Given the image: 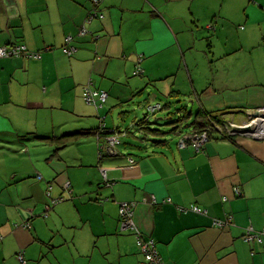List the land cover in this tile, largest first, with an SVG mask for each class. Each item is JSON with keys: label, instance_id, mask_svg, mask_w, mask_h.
Instances as JSON below:
<instances>
[{"label": "crops", "instance_id": "obj_1", "mask_svg": "<svg viewBox=\"0 0 264 264\" xmlns=\"http://www.w3.org/2000/svg\"><path fill=\"white\" fill-rule=\"evenodd\" d=\"M90 9L91 0H0V46L27 44L42 52L39 60L0 59V264H20V252L27 264L145 263L134 233L120 227L122 202L133 204L138 229L156 240L163 264H264V246L243 239L249 226L264 229V140L227 139L218 131L198 153L180 149L178 141H151L130 145L136 151L124 146L101 161L93 137L53 144L39 158L26 144L29 136L43 142L56 136L54 127L72 129L74 117L101 116V110L85 106L84 86L92 81L106 88L103 79L112 76V89L121 72L134 74L139 56L148 63L149 78L169 80L167 97L182 96L215 117L247 118L264 107V0H107L105 17L86 25L89 33L81 36ZM93 34L102 36L95 40ZM68 35L77 50L72 56L62 50ZM199 40L202 49L194 52ZM177 58L183 60L178 68ZM202 62L227 76L210 82ZM160 66H169L167 74L151 75ZM72 145L70 156L65 149ZM49 187L52 196L70 202L51 207ZM192 204L208 215L181 210ZM63 207L77 219L65 216ZM227 218L226 226L214 225Z\"/></svg>", "mask_w": 264, "mask_h": 264}, {"label": "rangeland", "instance_id": "obj_2", "mask_svg": "<svg viewBox=\"0 0 264 264\" xmlns=\"http://www.w3.org/2000/svg\"><path fill=\"white\" fill-rule=\"evenodd\" d=\"M230 43H232V42H230ZM202 44H203V41L202 40H199L197 42L195 48H194L195 51L202 49ZM180 60H181V62L183 64L182 58H177V61H176V64H175L176 68H178L179 63H181ZM142 62H143L144 65L142 64ZM142 62H141V66H142V68L145 71L142 75H135L133 73L126 74L124 72H121L120 75H122V77H123L122 80H120L118 84L114 85V87L112 89H110V87H109L111 85V81L108 80V79H113L112 76H108L109 77V78L107 77L108 79H106V78L103 79V77L97 78L96 76H94L93 78L90 77V79L91 80H94V81H99V80L103 79V81H104V83L106 85L107 90H109V91H107L108 94H109V97L107 98L106 104L104 105L105 109H103V110L101 109V112H102V115H103L102 118L105 117V123H106L107 127L110 130H117L115 127H119L117 131L123 130L124 133L127 132L126 133V136L122 138V142L125 143V145L124 144L123 145L126 146L127 148L130 145H135V146L137 145V146H139L142 143L141 141H143V143H147L148 142V140L146 139V136L147 135H148L147 137H149V138L151 137L152 139H165L167 141H170V143L175 144L176 141H178L181 138L182 135L184 136L187 133L184 132L185 134H182L181 136H179L178 133H176L174 131V127L176 126V124L177 125L178 124L179 125L181 124L179 126L180 129H181V127H183V126L187 125L188 123L192 122L194 120V117L193 116L197 112V110L199 109V106H197V103L195 104V103L189 102L188 99L185 100L184 102L183 101L182 102L180 101V102H177L175 104L174 103L175 100H178L179 98L181 99L182 96H179V97H167L166 86L169 85V80L166 77H163L162 80H157L155 78H152V79L149 78V76H148V74L146 73V70H145V69H148V63H147V61L145 62V60L142 61ZM136 64H137V61L135 62L134 70H136ZM201 65H202L201 66L202 69H206L205 70L206 71L205 72V76L208 77V79H209L210 82L213 79V75H214V79L215 80H216V78L223 77V76H227L225 72L221 71V68L220 67H214V65L212 63L210 65H211V69H212V72L213 73L211 72V70H210L209 67H208L209 70L207 72V69H208L207 68V64H204L202 62ZM231 68L234 69L235 66L232 65ZM168 69H169V66H160V68L152 69L151 70V72H152L151 75H155V77H158L159 75H166L167 72H168L167 71ZM163 70H165V71H163ZM112 73H114V74L117 75V70L115 72H111L110 71L109 72V75H111ZM153 79H155V82L153 81ZM179 82H180V80L179 81L177 80V85H182V83L181 82L179 83ZM99 84L100 83H97L96 86L98 87ZM184 85H186V84L184 83ZM133 88H135V89L133 90ZM137 88L140 89V90H137ZM110 90L112 91V93H109V92H111ZM154 90H155V92H154ZM104 91H106V89H104ZM128 91H129V93H128ZM143 91H145V92H143ZM190 91L191 90L189 89L188 92H190ZM115 92H116V94L114 96V93ZM152 92H153V95H155L156 98L155 97H152ZM130 93H131V95H130ZM117 95H119L120 98L117 97ZM155 99H157V100H155ZM159 100H162V101H159ZM84 102L81 101L82 105L84 104ZM169 102L172 104V106L170 105L169 107H166V105ZM151 103H152V105H154V104H161V106L163 107V109L161 111H158L155 115H151V117L149 116L150 118L148 119V123L144 124L145 126L144 125L141 126L142 120L144 119V116L147 114L148 106L151 105ZM85 106L88 108V110L90 109V107H92V105H88L87 103H85ZM181 106H183V107L184 106H186V107L188 106L187 110H188V112H192L191 115H193V116L190 119L187 118V119H189L188 120L189 122L187 121V119H183V120L179 121L178 123L174 124V122H172L173 119L176 120V121H178L179 119H181V117L183 115H186L185 112L178 111V109H180ZM171 107H172V109H171ZM190 107H192V108H190ZM196 108H198V109H196ZM261 108H263V107H259V108H256V109L259 110ZM256 109H254L253 111H250V113H252V114L255 115L257 113V112L255 113V110ZM168 110H170V111H168ZM258 110H256V111H258ZM171 111L173 113L171 115H168V113L171 112ZM194 111H196V112H194ZM245 111L246 110H243V112H245ZM250 113H248V114L250 115ZM65 114H67L68 116H71V113H65ZM164 114H166V115H164ZM244 117L246 118L245 115H243V116L242 115L234 116V118L231 115L222 116L221 117L222 120H218V121H215L214 122L215 125H214L213 130L215 132H218L217 131L218 125H222V123H223L224 120H225L224 121L225 124L228 123L226 121L227 120H231V118L234 119V120L235 119H239V121L241 120L239 123H242L243 120L245 119ZM158 119H160L159 122H157ZM98 120L100 121L99 123H98ZM135 120L136 121L137 120H140V129L137 128V126H136V123L137 122ZM74 121H75V126L72 129H70V124H64V125H62L60 127V129L58 127H54L53 130H55L58 134L56 132H53V133H55L56 135L62 136L66 132H73L74 131L73 129H76L79 126H80V128H85V129H90V128L91 129H95V128L99 127L100 126V123H101V120H100V118H98V115L97 114L94 115V116H92L91 118H90V116H87V117L82 118V119L77 118V117H74ZM185 121H187V123ZM146 128H151V129H154V130H157L158 129L159 131H161L162 133L164 132L165 134L164 133H163V135L162 134H160V135L158 134L159 137L161 136V138H159L154 133L148 131ZM133 129H136V130L133 131ZM190 129L191 128L188 127L186 129H184V131L187 130V132H188V130H190ZM129 131L130 132L133 131L134 134L129 133ZM45 136H52V134L45 135ZM92 137L93 136H83V137L79 138L78 141H84V140H86V138H92ZM138 137L141 138V139H139ZM93 138H95V137H93ZM142 138H145V139H142ZM135 141L138 144L137 143L136 144H133V142L135 143ZM51 142L52 141H50V140H47V141H44L43 142L39 138H33V136H29V139H26V144L31 147L32 155L34 157H36V158L43 157L46 153L48 155V154L51 153L52 150H54L55 147L51 148L52 147L51 145H53V143H51ZM123 145H120L118 148L119 149H122L124 147ZM75 146L76 145H72L71 146V149H70V147L66 148L65 149L66 154L71 156L72 153L75 151ZM132 148L133 147H129V149H131L133 151ZM71 150H73V151H71ZM85 150L86 149H84V151ZM136 150H138V149H135L134 148V151H136ZM85 153H86V151H85ZM97 156H98V159H99V153L98 152H97ZM82 172H84V171H81V172L79 171V174L81 176H84L82 174ZM53 195H54V193H53ZM47 198L49 200H51V205H52V199H55L56 197L48 194L47 195ZM63 202H65V203L66 202H70V200H69V198H67L66 201H63ZM57 205H59V204H57ZM57 205H55V206H57ZM51 207H54V206L52 205ZM63 210L65 212V216L70 217L71 220L72 219L75 220V218L77 219V217L75 216V214H74L73 211H71V212H69L67 214V212H68L67 210L68 209H66V207H63ZM45 215L47 216V213H45ZM18 254H16V258L20 262V264H22V262H21L20 257H19Z\"/></svg>", "mask_w": 264, "mask_h": 264}, {"label": "built area", "instance_id": "obj_3", "mask_svg": "<svg viewBox=\"0 0 264 264\" xmlns=\"http://www.w3.org/2000/svg\"><path fill=\"white\" fill-rule=\"evenodd\" d=\"M107 0H93V8L87 16L85 22L90 23L95 19H103L105 17L104 12L102 11V6ZM87 28L84 25L80 30V35L83 36L87 34ZM99 36H95V39H98ZM74 37L69 35L66 37V43L63 46V51L72 56L77 50L74 46H72V42ZM25 55L27 57H32L35 59H39L42 57L41 52H32L30 51L26 45L24 44H16L11 46H0V58L8 57V56H20ZM143 61V57L139 56L136 64V70L134 72L135 75H142L144 73V69L141 66V62ZM82 96L85 102L89 105L96 107L98 110L102 109L106 104L107 98L109 94L107 91L102 89H97L93 86V82L89 81L86 86H84L82 91ZM162 110V106L160 104H154L148 106L147 114L155 115L158 111ZM256 113V111H255ZM102 121L105 122V117H101ZM221 119V118H220ZM222 120V119H221ZM228 123H223L218 126L217 131L224 135H242L247 136L249 138L263 140L264 139V107L259 109L257 113L254 115L250 113L247 115V118L242 123H236L233 120H227ZM215 120H211L212 129L215 125ZM105 125H102L101 133L105 132ZM255 125V130L252 132H248L246 134H239L234 131V128H249ZM216 127V126H215ZM126 135L123 130L114 131L110 133L108 136L104 137L101 134L97 135L96 140L98 142V153L99 159H103L106 155L115 156L117 155V149L122 143L123 136ZM210 140V129L202 132H194L184 135L181 139H179L178 147L180 149L187 148L191 146L197 152H201L202 148L205 147L206 143ZM131 163L135 162V159L129 158ZM101 173L107 181V170L101 167ZM40 178V174L38 175ZM107 185H110L106 182ZM71 183L67 181L65 183V189L71 193ZM52 187L48 188V194H51ZM237 192V191H236ZM238 193V192H237ZM65 200L64 197L60 196L55 199H52V205L55 206ZM182 211H191L200 215H207V210L201 208L196 204H192L188 208H181ZM119 215L121 228L123 231H129L134 233L136 237V243L140 252L145 256L144 264H163V259L158 252L156 240L152 236H146L143 232L138 229L136 220H135V208L130 202H122L119 204ZM215 220V219H214ZM231 222V218H228L226 221L215 220L214 224L216 227L226 226ZM25 229H30L31 225L29 223H25L22 225ZM244 240L248 243H254L258 245L264 244V229L256 230L253 226H249L244 235ZM20 260L22 264H27L24 259L23 253H19Z\"/></svg>", "mask_w": 264, "mask_h": 264}, {"label": "trees", "instance_id": "obj_4", "mask_svg": "<svg viewBox=\"0 0 264 264\" xmlns=\"http://www.w3.org/2000/svg\"><path fill=\"white\" fill-rule=\"evenodd\" d=\"M104 5V4H103ZM92 7H93V0H91V9H90V11L92 10ZM102 8H103V6H102ZM90 11H89V13H90ZM103 11V10H102ZM89 13H88V15H89ZM87 15V16H88ZM87 18V17H86ZM86 20V19H85ZM91 23V22H90ZM90 23H86L85 21H84V25L86 24L87 26H88V24H90ZM83 25V26H84ZM85 25V26H86ZM82 26V27H83ZM81 27V28H82ZM87 31H88V28H87ZM88 33H89V31H88ZM86 35V34H85ZM84 35V36H85ZM69 36V35H68ZM95 36H98V35H94V39H95ZM99 38H100V36H99ZM98 38V39H99ZM95 40H97V39H95ZM74 41V40H73ZM11 45H16V44H7L6 46H11ZM2 46H5V45H2ZM42 53V52H41ZM3 58H24V59H33V60H39V59H35V58H32V57H27V56H25V55H20L19 57H17V56H8V57H3ZM42 58V57H41ZM1 59V58H0ZM84 99V98H83ZM178 102H179V100H178ZM161 105V104H160ZM169 104H167L166 105V107H169L168 106ZM94 107V106H93ZM95 109H97L96 107H94ZM185 108V109H184ZM187 108L188 107H186V106H182L180 109H178V111H181V112H185V114L186 115H183V116H185V117H181V119H179L178 121H176V120H174L173 119V122H174V124H176L177 122H179V121H181V120H183V119H186V118H191V116H193V115H191L192 114V112H188V110H187ZM162 109H163V107H162ZM98 110V109H97ZM101 110V109H100ZM99 111V110H98ZM186 112H188V113H186ZM204 112V113H203ZM197 113V114H196ZM195 114H194V120L192 121V122H190V123H188L187 125H185V126H183V127H181L182 129H180V125L178 124H176V126H175V128H174V131L176 132V133H178V135L179 136H181L182 134H184V132H186V131H184V129H186V128H191L190 130H188V132L189 133H194V132H202V131H206L207 129H210V139H211V137H212V135H213V133L215 132L213 129H212V125H211V120H215V121H218V120H221L219 117H215V116H212L210 113H208V112H206L203 108L201 109V107L197 110V112H196ZM172 114V112H169L168 113V115H171ZM196 115V116H195ZM211 115V116H210ZM98 117L100 118V120H101V123H103V124H106L104 121H102V119H101V117L102 116H100V115H98ZM148 119H149V117L146 115V117H144V119L142 120L143 122L141 123V126L142 125H144V123L146 122L147 123V121H148ZM159 120L160 119H158L157 120V122H159ZM172 120V119H171ZM100 123V126L99 127H97L96 129H90V130H78V131H75V132H70V133H67V134H64V135H62V136H53V137H46V138H42V140H50V141H52L51 143H53V144H56V145H59V146H65V145H67L68 143H69V141L71 140V139H74V140H78L79 138H81V137H83V136H93V137H97V135H99V134H101V129H102V125L103 124H101ZM200 123V124H199ZM140 125V124H139ZM178 126V127H177ZM192 126H194V127H192ZM139 129H140V126L138 127ZM180 129V131H179V129ZM175 129H177V130H175ZM147 130L148 131H150V132H152V133H154L157 137L160 135V134H162V132L161 131H159V130H154V129H151V128H147ZM192 130V131H191ZM114 131H116L117 132V130H110L108 127H107V125H105V132H103L101 135L102 136H104V137H106V136H108L110 133H112V132H114ZM120 131V130H119ZM130 132V131H129ZM183 132V133H182ZM74 133V134H73ZM96 133V134H95ZM105 133V134H104ZM160 133V134H159ZM180 133V134H179ZM188 133V134H189ZM159 134V135H158ZM222 134V133H221ZM106 135V136H105ZM126 135H124L123 137H125ZM148 136V135H147ZM146 136V137H147ZM222 137L223 138H229V139H233V138H235L236 136H233V135H224V134H222ZM159 138H161V136L159 137ZM182 138V137H181ZM180 138V139H181ZM52 139V140H51ZM59 139V140H58ZM142 139H145V138H142ZM57 140V141H56ZM148 140V143H151V141L152 142H169V141H167V140H165V139H152L151 138V140L150 139H147ZM165 140V141H164ZM55 142V143H54ZM178 142H179V140H178ZM178 142L176 143L177 144V146H178ZM122 145H123V142L121 143ZM188 147H191V146H188ZM192 148V147H191ZM204 148V147H203ZM203 148H202V150H203ZM193 150L195 151V152H197L194 148H193ZM198 153V152H197ZM106 157H109L108 155H106L104 158H106ZM132 157V156H131ZM135 159V158H134ZM102 160V159H101ZM208 215V214H207ZM228 219V218H227ZM226 219V220H227ZM262 230V229H261ZM258 245V244H257ZM264 246V245H263Z\"/></svg>", "mask_w": 264, "mask_h": 264}, {"label": "bare ground", "instance_id": "obj_5", "mask_svg": "<svg viewBox=\"0 0 264 264\" xmlns=\"http://www.w3.org/2000/svg\"><path fill=\"white\" fill-rule=\"evenodd\" d=\"M92 8H93V7H92ZM88 13H89V12H88ZM218 15H219V14H218ZM218 15H217V17H218ZM213 19H214V18H213ZM219 20H221V19H219ZM214 21H215V20H214ZM222 21H223V20H222ZM92 22H93V21H92ZM225 22H226V21H225ZM197 23H198V22H197ZM221 23H222V22H221ZM194 24H195V23H194ZM217 24H218V23H217ZM219 24H220V23H219ZM85 25H86V24H85ZM204 25H205V24H204ZM206 25H208V24H206ZM221 25H224V24H221ZM221 25H220V26H221ZM225 25H226V24H225ZM242 25H243V24H242ZM201 26H202V25H201ZM209 26H211V25H209ZM216 26H217V25H216ZM226 26H227V25H226ZM195 27H196V26H195ZM224 27H225V26H224ZM224 27H223V28H224ZM210 28H211V27H210ZM213 28H214L215 30H217L216 28H218V27L215 28V27L213 26ZM239 28H240V27H239ZM218 29H220V28H218ZM229 29H230V28H229ZM88 30H89V29H88ZM209 30H210V29H209ZM211 30H212V29H211ZM197 31H199V30H197ZM102 32H104V31H102ZM102 32H101V33H102ZM213 32H214V31H213ZM221 32H222V31H221ZM87 33H88V32H87ZM101 33H99V34H101ZM210 33L212 34V32H210ZM217 33H218V31H217ZM225 33H226V31H225ZM225 33H224V34H225ZM79 34H80V33H79ZM91 34H92V33H91ZM206 34H207V33H206ZM211 34H210V35H211ZM218 34H219V33H218ZM89 35H90V34H89ZM93 35H94V34H93ZM95 35H96V34H95ZM208 35H209V34H208ZM216 35H217V34H216ZM222 35H223V34H222ZM222 35H221V36H222ZM100 36H102V35H100ZM121 36H123V35H121ZM196 36H197V35H196ZM223 36H224V35H223ZM216 37H217V36H216ZM217 38H218V37H217ZM219 38H221V37H219ZM224 38H225V37H224ZM99 39H100V38H99ZM101 39H102V38H101ZM97 40H98V39H97ZM144 40H147V39H144ZM150 40H151V39H150ZM190 42H191V41H190ZM21 43H22V42H21ZM161 43H162V42H161ZM191 44H192V43H191ZM26 45H27V44H26ZM124 45H126V44L124 43ZM124 45H123V46H124ZM206 45H207V44H206ZM126 47H127V46H125V48H126ZM123 49H124V48H123ZM138 49H139V48H138ZM159 49H160V48H159ZM48 50H49V49H48ZM48 50H47V51H48ZM189 50H190V49H189ZM45 51H46V49H45ZM127 51H128V50H127ZM190 51H191V50H190ZM94 52H95V51H94ZM135 52H136V51H135ZM194 52H196V51H194ZM247 52H248V51H247ZM147 53H148V52H147ZM185 53H186V52H185ZM123 54H124V53H123ZM123 54H122V55H123ZM132 54H133V53H132ZM132 54H131V55H132ZM184 55H185V54H184ZM17 57H19V56H17ZM100 57H101V56H100ZM127 57H128V56H127ZM132 57H135L134 54H133ZM96 58H97V57H96ZM127 59H128V58H127ZM136 59H137V58H136ZM136 59H135V60H136ZM112 60H113V59H112ZM114 60L117 61L118 59L115 58ZM118 61H119V60H118ZM132 61H133V60H132ZM186 61H187V60H186ZM108 62H109V60H108ZM180 62H181V60H180ZM118 63H120V61H119ZM178 63H179V62H178ZM120 64H121V63H120ZM180 64H181V63H180ZM184 64H185V63H184ZM122 65H123V62H122ZM186 65H188V64H186ZM180 66H181V65H180ZM189 66H191V64H189ZM190 68H191V67H190ZM177 70H178V69H177ZM179 70L181 71V67H179ZM182 71H183V70H182ZM193 71H194V69H193ZM177 72H178V71H177ZM183 72H184V71H183ZM178 73H179V72H178ZM180 73H181V72H180ZM186 73H187V72H186ZM212 73H213V72H212ZM177 75H178V74H176V76H177ZM181 75H182V73L180 74V76H181ZM190 75H191V73H190ZM183 76H184V75H183ZM119 79H120V78H119ZM180 79H181V78H180ZM190 79H191V78H190ZM190 79H189V80H190ZM193 80H194V79H193ZM212 80H215V79H214V75H213V79H212ZM178 81H179V80H178ZM174 82H175V81H174ZM187 82H188V81H187ZM175 83H176V82H175ZM179 83H180V82H179ZM182 83H183V84H182V87H183V85H184V81H183ZM194 83H195V80H194ZM199 83H200V82H199ZM255 83H256V82H255ZM93 84H94V83H93ZM245 84H246L247 86H249L250 83L248 84V83H244V82H242V85H245ZM94 85H95V84H94ZM187 85H188V84H187ZM193 85H194V84H193ZM195 85H196V84H195ZM242 85H239V86L241 87ZM185 86H186V85H185ZM256 86L258 87V85H256ZM96 87H97V86H96ZM174 87H175V84H174ZM193 87H194V86H193ZM218 87L221 88V85L219 84V86H218V85L216 86V88H218ZM252 87H254V86H252ZM128 88H129V87H128ZM194 88H195V87H194ZM197 88H198V85H197ZM201 88H202V87H201ZM220 88H219V89H220ZM101 89H103V90L106 89V91H109V90H107V88H101ZM146 89H147V88H146ZM219 89H218V90H219ZM203 90H204V89H203ZM239 90H240V89H239ZM252 90H253V89H252ZM252 90H250V91H252ZM110 91H111V90H110ZM204 91H205V90H204ZM254 91H255V90H254ZM113 92H114V91H113ZM138 92H139V91H138ZM143 92H145V91H143ZM143 92H142V93H143ZM154 92H155V90H154ZM246 92H248V91H246ZM255 92H257V91H255ZM109 93H112V92H109ZM128 93H129V91H128ZM244 93H245V92H244ZM248 93H249V92H248ZM115 94H116V92L114 93V96H115ZM167 94H168V93H167ZM242 94H243V93H242ZM242 94H240V95H242ZM249 94H250V93H249ZM130 95H131V93H130ZM161 96H162V95H161ZM117 97H119V95H117ZM117 97H116V98H117ZM184 97H185V96H184ZM190 97H191V96H190ZM119 98H120V97H119ZM188 98H189V97H188ZM238 98H239V97H238ZM240 98H241V97H240ZM111 99H112V98H111ZM113 99H114V98H113ZM165 99H166V98H165ZM168 99H169V98H168ZM190 99H191V98H190ZM247 99H248V98H247ZM109 100H110V99H109ZM130 100H131V99H130ZM144 100H145V99H144ZM147 100H148V99H147ZM152 100H153V99H152ZM155 100H157V99H155ZM166 100H167V99H166ZM179 100H181V99L179 98ZM185 100H186V99H184V101H185ZM195 100H196V99H195ZM159 101H162V100H159ZM167 101H168V100H167ZM181 101H182V100H181ZM184 101H183V102H184ZM140 102H141V101H140ZM145 102H146V101H145ZM173 102H174V101H173ZM186 102H187V101H186ZM186 102H185V103H186ZM138 103H139V102H138ZM153 103H154V102H153ZM156 103H157V102H156ZM174 103H175V102H174ZM200 103H201V102H200ZM142 104H143V103H142ZM142 104H141V105H142ZM151 104H152V103H151ZM182 104H183V103H182ZM246 104H247V103H246ZM88 105H89V104H88ZM184 105H185V104H184ZM244 105H245V104H244ZM244 105H243V106H244ZM138 106H139V105H138ZM144 106H145V105H144ZM168 106H170V105H168ZM171 106H172V105H171ZM197 106H198V104H197ZM228 106H230V105H228ZM249 106H250V105H249ZM181 107H182V106H181ZM187 107H188V106H187ZM204 107H205V106H204ZM214 107H215V106H214ZM252 107H253V106H252ZM141 108H142V107H141ZM190 108H192V107H190ZM193 108H194V107H193ZM245 108H246V107H245ZM247 108H249V107H247ZM253 108H254V107H253ZM139 109H140V108H139ZM171 109H172V107H171ZM184 109H185V108H184ZM196 109H198V108H196ZM201 109H202V108H201ZM249 109H250V108H249ZM102 110H103V109H102ZM190 110H191V109H190ZM256 110H258V109H256ZM256 110H255V111H256ZM168 111H170V110H168ZM168 111H167V112H168ZM192 111H193V110H192ZM171 112H172V111H171ZM194 112H196V111H194ZM194 112H193V113H194ZM209 112H210V111H209ZM212 112H213V111H212ZM232 112H233V111H232ZM245 112H246V111H245ZM245 112H244V114H245ZM256 112H257V111H256ZM141 113H142V112H141ZM164 113H165V112H164ZM172 113H173V112H172ZM186 113H188V112H186ZM203 113H204V112H203ZM229 113H230V112H229ZM242 113H243V112H242ZM249 113H250V112H249ZM100 114H101V116H103V115H102V112H101ZM196 114H197V113H196ZM148 115H149V114H148ZM160 115H161V114H160ZM164 115H166V114H164ZM227 115H229V114H227ZM233 115H234V114H233ZM138 116H139V115H138ZM161 116H162V115H161ZM195 116H196V115H195ZM210 116H211V115H210ZM219 116H220V115H219ZM219 116H218V117H219ZM242 116H243V115H242ZM150 117H151V116H150ZM150 117H149V118H150ZM164 117H165V116H164ZM172 117H173V116H172ZM174 117H175V116H174ZM183 117H185V116H183ZM191 117H192V116H191ZM193 117H194V116H193ZM221 117H222V116H221ZM98 118H99V117H98ZM140 118H141V117H140ZM157 118H158V117H157ZM159 118H160V117H159ZM165 118H166V117H165ZM244 118H245V117H244ZM142 119H143V118H142ZM186 119H187V118H186ZM189 119H190V117H189ZM189 119H187V121H188ZM177 120H178V119H177ZM231 120H232V118H231ZM237 120H238V119H237ZM237 120H236V121H237ZM135 121H136V120H135ZM187 121H185V122L187 123ZM194 121H195V120H194ZM224 121H225V120H224ZM224 121H223V123H224ZM240 121H241V120H240ZM240 121L238 120V123H239ZM99 122H100V121L98 120V123H99ZM142 122H143V121H142ZM162 122H163V121H162ZM168 122H169V121H168ZM172 122H173V121H172ZM188 122H189V121H188ZM226 122H228V121H226ZM147 123H148V121H147ZM151 123H152V122H151ZM153 123H154V122H153ZM177 123H178V122H177ZM220 123H221V122H220ZM223 123H222V124H223ZM101 124H103V123H101ZM139 124H140V123H139ZM144 124H146V122H145ZM155 124H156V123H155ZM199 124H200V123H199ZM136 125H137V124H136ZM180 125H181V124H180ZM216 125H217V124H216ZM144 126H145V125H144ZM158 126H159V125H158ZM218 126H219V125H218ZM96 127H97V126H96ZM112 127H113V126H112ZM177 127H178V126H177ZM192 127H194V126H192ZM156 128H157V127H156ZM169 128H170V127H169ZM174 128H175V127H174ZM76 129H77V128H76ZM141 129H142V128H141ZM146 129H147V128H146ZM178 129H179V128H178ZM181 129H182V128H181ZM77 130H78V129H77ZM101 130H102V129H101ZM117 130H118V129H117ZM157 130H158V129H157ZM175 130H177V129H175ZM215 130H216V129H215ZM167 131H168V130H167ZM179 131H180V130H179ZM191 131H192V130H191ZM126 133H127V132H126ZM131 133H132V132H131ZM163 133H164V132H163ZM163 133H162V135H163ZM182 133H183V132H182ZM185 133L188 134L187 131H186ZM185 133H184V134H185ZM191 133H192V132H191ZM214 133H215V132H214ZM73 134H74V133H73ZM95 134H96V133H95ZM101 134H102V133H101ZM104 134H105V133H104ZM132 134H133V133H132ZM159 134H160V133H159ZM164 134H165V133H164ZM166 134H167V133H166ZM179 134H180V133H179ZM45 135H46V134H45ZM67 135H68V134H67ZM56 136H57V135H56ZM105 136H106V135H105ZM176 136H177V135H176ZM182 136H183V135H182ZM182 136H181V137H182ZM213 136H214V135H212V138H213ZM158 137H159V136H158ZM169 137H170V136H169ZM221 137H222V136H221ZM241 137H242V136H241ZM246 137H247V136H246ZM246 137H245V138H246ZM50 138H51V137H50ZM138 138H139V137H138ZM212 138H211V139H212ZM217 138H218V137H217ZM139 139H141V138H139ZM227 139H228V138H227ZM51 140H52V139H51ZM58 140H59V139H58ZM263 140H264V139H263ZM56 141H57V140H56ZM129 141H130V140H129ZM164 141H165V140H164ZM256 141H257V140H256ZM131 142H132V141H131ZM74 143H76V142H74ZM80 143H81V142H80ZM136 143H137L136 141H135V143L133 142V144H136ZM142 143H143V141H142ZM142 143H141V144H142ZM123 144H124V143H123ZM129 144H130V143H129ZM131 144H132V143H131ZM137 144H138V143H137ZM121 145H122V144H121ZM89 146H90V145H89ZM123 146H124V145H123ZM136 146H137V145H136ZM154 146H155V145H154ZM85 147H86V146H85ZM90 147L92 148V146H90ZM130 147H131V146H130ZM120 148H121V147H120ZM134 148H135V146L132 148L133 151H134ZM143 148H144V147H143ZM143 148H142V149H143ZM118 149H119V148H118ZM124 149H125V148H124ZM127 149H129V148H127ZM135 149H137V148H135ZM129 151H130V150H129ZM131 151H132V150H131ZM118 153H119V152H118ZM124 154H125V153H124ZM132 154H133V153H132ZM115 156H116V155H115ZM115 156H114V157H115ZM100 161H101V160H100ZM101 167H102V166H101ZM104 181H105V180H104ZM104 184H105V183H104ZM103 186H104V185H103ZM99 187H100V186H99ZM236 188H237V187H236ZM241 192H242V191H241ZM47 194H48V193H47ZM237 194H238V193H237ZM50 195H51V194H50ZM54 197H56V196L54 195ZM51 199H52V198H51ZM65 199H67V198H65ZM61 203H62V202H61ZM59 204H60V203H59ZM50 206H52V205H50ZM48 208H49V207H48ZM54 209H57V206H56V208H54ZM185 212H186V211H185ZM207 212H208V211H207ZM208 213H209V212H208ZM63 215H64V213H63ZM222 221H223V220H222ZM214 225H215V224H214ZM120 227H121V224H120ZM52 228H53V227H51V229H52ZM246 229H247V228H246ZM54 232H55V231H54ZM144 234H145V233H144ZM60 235H61V234H60ZM243 235H244V234H243ZM51 238H52V237H51ZM58 238H59V237H58ZM61 239H62V238H61ZM243 239H244V238H243ZM58 241H59V240H58ZM58 241H56V242L58 243ZM244 241H245V240H244ZM62 242H63V241H62ZM57 243H55V245H57ZM61 244H62V243H61ZM68 244H69V242H68ZM263 245H264V244H263ZM66 246H67V245H66ZM57 247H58V246H57ZM67 248H68V247H67ZM68 253H69V251H68ZM18 255H19V254H18ZM143 264H144V263H143Z\"/></svg>", "mask_w": 264, "mask_h": 264}, {"label": "water", "instance_id": "obj_6", "mask_svg": "<svg viewBox=\"0 0 264 264\" xmlns=\"http://www.w3.org/2000/svg\"><path fill=\"white\" fill-rule=\"evenodd\" d=\"M255 130V125L254 126H251L249 128H241V127H236L234 128V131L235 132H238L239 134H246L248 132H252ZM257 140V139H256Z\"/></svg>", "mask_w": 264, "mask_h": 264}]
</instances>
